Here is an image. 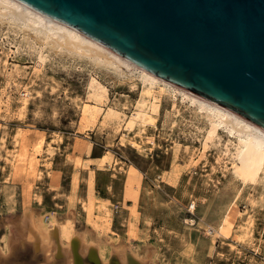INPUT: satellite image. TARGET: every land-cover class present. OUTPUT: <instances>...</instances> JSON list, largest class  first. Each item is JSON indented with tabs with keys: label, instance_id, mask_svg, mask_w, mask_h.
<instances>
[{
	"label": "rangeland",
	"instance_id": "obj_1",
	"mask_svg": "<svg viewBox=\"0 0 264 264\" xmlns=\"http://www.w3.org/2000/svg\"><path fill=\"white\" fill-rule=\"evenodd\" d=\"M10 24L0 20V264H95L87 250L70 257L60 250L76 234L97 246L98 260L100 247L110 251L105 264H120L117 253L143 264H264V171L244 186L232 177L226 156L234 140L226 130L212 144L206 119L180 96L163 94L154 126L135 123L126 137L125 122L144 98L139 79L50 44H41L44 60H37L16 51L25 32ZM91 78L107 89L103 104L90 96ZM85 104L100 115L84 121ZM13 151L25 158L6 162ZM258 164L257 175L264 158ZM28 212L56 231L48 252L20 232ZM63 227L72 232L69 243Z\"/></svg>",
	"mask_w": 264,
	"mask_h": 264
},
{
	"label": "water",
	"instance_id": "obj_2",
	"mask_svg": "<svg viewBox=\"0 0 264 264\" xmlns=\"http://www.w3.org/2000/svg\"><path fill=\"white\" fill-rule=\"evenodd\" d=\"M17 1L264 132V0Z\"/></svg>",
	"mask_w": 264,
	"mask_h": 264
},
{
	"label": "bare ground",
	"instance_id": "obj_3",
	"mask_svg": "<svg viewBox=\"0 0 264 264\" xmlns=\"http://www.w3.org/2000/svg\"><path fill=\"white\" fill-rule=\"evenodd\" d=\"M3 19L11 23L10 25H16L20 30L25 32L23 36L21 35L22 36L21 40L17 44L14 45L16 47V51L26 50L28 53L30 54L33 53L34 55H36L37 60L42 61L44 60V57L43 55H40L39 53V50L42 49L41 44H50L56 49L63 50V51L67 50L70 53L76 54L80 57H83V56L87 57L88 59L94 62H97L99 64L102 63L104 65L111 66V68H113V70L116 71L118 75L124 74V69H125L130 75H132V77L135 78V80L136 78L139 79L141 83L143 84V86L141 85L143 87L141 91V95L144 98H142L140 101L137 102V111L135 113L133 112V116L130 119L128 118L129 120L125 122L124 136L127 137L129 135L128 131L132 129L135 123H139L142 127L145 125L154 126L155 124L154 116L155 115L153 116L152 113L155 112V109L157 107V101L160 95L168 94L174 97L178 95L181 97L180 99L181 102H187L188 103L187 106L193 107L194 111L197 112V114L199 113L209 123V128L207 127L209 136L206 140L209 139L212 142V144L217 143L219 141L217 132H218V129L220 128L223 130H226L227 133L231 135V137H233L234 142L231 144V147H232L231 151L228 152L226 156L227 161L231 165V174L233 175L232 176L233 178L237 179V181L241 182V184L244 186V185L256 182V179L259 177L261 172L264 171V166H263L261 170L259 171V174L257 175L256 173V170L259 168V165H260L258 163L261 161L262 158H264V132L255 128L245 118L240 117L226 109H223L220 106L208 100L206 101L196 95L188 93L184 91L183 89L175 86L174 84L172 83L170 84L167 81L158 78L155 75L153 76L152 74H150L143 68H140L137 65L135 66L131 62H128L126 59L122 58L120 55L115 54L114 52L106 48L105 46L101 44L99 45L96 42L89 39L88 37H86L85 35L80 34L75 29L70 28L69 26L64 25L58 21H55L54 19H51L48 16L47 17L44 16L43 14L36 12L30 7L23 5L21 2L17 0H0V20L3 21ZM5 37L6 36H4V38ZM39 41L42 43L37 45L36 43H38ZM3 65H4V68L7 66L6 61L4 60H3ZM89 81L90 83H89L88 89H89L90 96L94 98L97 103L103 104L104 101L108 100L107 89L94 78H91ZM150 98H153L152 100L154 101L150 102L149 101ZM21 101L23 105H25L27 102V100L25 99H22ZM2 104L3 103L0 101V105ZM20 108L21 107H19V109ZM112 109L109 108L108 113H111V115L118 116L119 114L117 115V113H115ZM100 113H101V108H99L98 106H95V105L91 106V105L85 104L82 110L83 120L87 122L89 121L90 118L95 119L97 116L100 115ZM85 115H88L90 117L88 116L86 117ZM107 122L109 124V121ZM102 127L104 126L102 125ZM139 130L140 129L137 130V133H134V132L133 133L136 134L137 136L138 135L141 136L142 131L139 132ZM139 141L142 142V138ZM230 142H229V145H230ZM13 143H14V148L16 149L20 146L21 142L19 139L16 138ZM132 146H134L136 149L141 148L140 143H136L133 141H132ZM39 150H37L36 152H39ZM13 153L15 152L13 151ZM6 155H9V153H6ZM18 157L25 158L23 154L15 153V155L10 154V157L5 156V161L11 164ZM222 160L223 159L221 158H217L216 162L217 161L222 162ZM222 163L224 164L223 168H226L227 167V165H225L226 163L224 162ZM239 198H240V193L237 192L236 195L234 196L235 200L232 201L228 206L227 214L225 216L226 218H227V215L232 211L234 204L239 200ZM49 222L52 225L56 224V221L53 217H51L48 220V223ZM134 227L135 226L130 224L127 229L130 236H133L134 234L133 232ZM66 228L67 227L62 228V233H63L62 235L65 237L66 241H68L69 243V241L71 240L70 236L72 235V232L70 230H67ZM21 229H23L28 234L27 239H31V237L33 238L35 242L34 244L35 248L37 247L38 249H44L48 252L50 248L49 247L50 238L54 236V233L56 231L52 232L50 229L47 228V222L44 220V218H41V217L32 218L30 216V213L28 212L25 214L24 219L21 221V225L19 228L20 232H21ZM222 229L223 228L220 227V230ZM73 236L74 238H76L75 240L76 242L74 244L75 247L73 245L71 246V248L70 247L68 248L69 246L68 244L64 246L66 248L60 247V250L63 253H65V255L67 254L68 257H70V255L74 253L75 255L76 253L81 255L83 250H87L89 251L88 256L90 259H93L96 263H99V262L101 264L106 263V260H103V258L105 256L104 254H106L108 250L106 251L104 247H100L98 249L100 258L102 259V261H100L95 257L96 254L94 253L96 249L95 248L93 249L94 245L92 243H89V242L84 243L85 238H83V235L80 236L76 234ZM89 248H92V249H89ZM75 249L77 250L76 252H75ZM109 252L110 251H108L107 253ZM117 255H118L120 264H143L142 260H139L136 256H133L134 254H132L131 258H128L125 255V253H117ZM67 264H71V261L68 260Z\"/></svg>",
	"mask_w": 264,
	"mask_h": 264
}]
</instances>
